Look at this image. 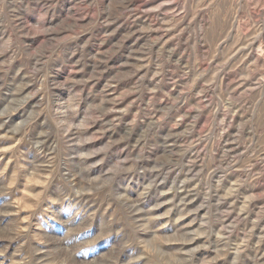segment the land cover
<instances>
[{"label":"rangeland","instance_id":"rangeland-1","mask_svg":"<svg viewBox=\"0 0 264 264\" xmlns=\"http://www.w3.org/2000/svg\"><path fill=\"white\" fill-rule=\"evenodd\" d=\"M0 264H264V0H0Z\"/></svg>","mask_w":264,"mask_h":264},{"label":"clouds","instance_id":"clouds-1","mask_svg":"<svg viewBox=\"0 0 264 264\" xmlns=\"http://www.w3.org/2000/svg\"><path fill=\"white\" fill-rule=\"evenodd\" d=\"M96 243H97V239H93V240L88 241V243L84 247L85 252L88 250L89 246L95 245Z\"/></svg>","mask_w":264,"mask_h":264}]
</instances>
